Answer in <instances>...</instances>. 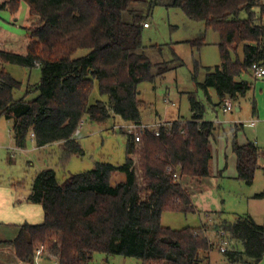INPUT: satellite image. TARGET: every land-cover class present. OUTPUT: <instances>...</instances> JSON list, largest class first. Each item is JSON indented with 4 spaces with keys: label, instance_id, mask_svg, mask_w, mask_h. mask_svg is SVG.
Masks as SVG:
<instances>
[{
    "label": "trees",
    "instance_id": "1",
    "mask_svg": "<svg viewBox=\"0 0 264 264\" xmlns=\"http://www.w3.org/2000/svg\"><path fill=\"white\" fill-rule=\"evenodd\" d=\"M142 1L7 0L0 4L14 14L25 2L33 16L25 54L0 47V119L13 121L18 148H24L29 137L38 148L59 143L60 164L65 167L74 156L84 154L76 131L85 120L99 126L113 120L114 128L142 121L139 85L168 70V62H152L142 43L144 23L149 24L147 15L135 6ZM157 4L180 8L190 19L218 32L221 65L207 73L205 82L198 83L200 88L206 93L215 88L221 101L226 97L235 101L251 90L249 82L236 78L255 62L264 66V0H152V5ZM243 11L246 18L240 16ZM80 50L86 53L77 55ZM6 64L40 66L41 79L16 98L22 82L6 70ZM154 67H159L158 74ZM199 69L195 61V80ZM96 86L106 100L94 99ZM32 93L38 95L27 99ZM189 95L192 118L184 127L174 120L170 127L161 128L159 136L142 133L140 142L120 129L126 136L122 164L99 161L63 182L52 168L39 172L28 200L42 206L44 220L18 225L16 237L5 241L17 258L34 263L36 250L44 246L43 256L55 258L58 264H92L96 253L133 257L142 264H209L215 244L204 231L207 225L177 230L161 224L166 210H195L183 178L211 175L216 126L203 120L205 105L194 92ZM232 144L238 179L251 185L259 168V150L253 143L240 145L235 136ZM176 171L179 180L173 175ZM117 174L123 179L115 182ZM211 228L217 235L225 230L231 241L243 246L224 253L229 263L259 264L264 258V223L239 215Z\"/></svg>",
    "mask_w": 264,
    "mask_h": 264
},
{
    "label": "rangeland",
    "instance_id": "2",
    "mask_svg": "<svg viewBox=\"0 0 264 264\" xmlns=\"http://www.w3.org/2000/svg\"><path fill=\"white\" fill-rule=\"evenodd\" d=\"M6 1L0 0V4ZM135 6L147 15L145 22L149 23V27L144 23L142 43L146 47L148 56L154 64L168 62V70L164 74L157 75L153 82H142L138 87L139 98L144 102L141 108L144 122L190 121L192 110L189 94L194 92L196 98L205 105V121L216 122L215 126L219 132L217 141L213 143L214 158L210 163V177L201 182L192 180V184L187 188L195 210L186 212L166 210L162 213L161 224L177 230L207 225L206 235L215 244L210 253L209 264H241L228 262L225 254L219 249V237L211 227L221 223L217 220L216 214L223 213L226 219L234 221L236 216L248 214L250 210L257 212L259 206L264 203V201L259 203L261 200L250 199V196H253L250 195V191L254 194L258 185H264V177L260 176L261 182L255 180L252 186H248L236 178L237 176L230 175L231 163L235 159L232 149L234 140L232 128L235 124V128L239 127L237 124L241 125L237 131L238 143L240 139L255 142L259 131L264 134V77L256 78L251 71L237 77L238 81L249 82L252 88L245 96L232 100L234 108L224 112L223 101L220 100L215 88L209 87L206 93L198 86V83L205 82L210 70L213 71L216 66L221 65L218 32L206 27L204 22L190 19L180 8L152 5V0H143ZM256 11L259 13L257 8ZM240 16L246 18L247 14L243 11ZM32 21L33 16L25 2L21 3L18 12L14 14L7 8H0V47L25 54L30 40L29 26ZM194 41H200V44H192ZM85 53L86 51L80 50L77 55ZM239 54L242 58L241 47ZM195 61L200 64L196 80L193 79ZM5 68L14 78L22 82V87L15 91L16 98L24 96L26 88L41 79L40 66L28 69L15 64H6ZM153 72L158 74L159 67H154ZM37 95L38 93L29 94L27 99L31 100ZM97 98L106 100L105 96L99 94L96 86L94 99ZM172 103L175 106H172ZM236 106H240L241 110L236 111ZM253 119H258L260 122L256 126H251L250 122ZM113 125V120L105 126L85 120L77 137L84 154L74 156L68 165L62 167L59 143L38 148L29 137L25 147L19 149L13 139V121L1 118L0 143L5 145L11 143L12 147L0 148V182L15 183L18 194L24 195L30 193L37 174L47 168L54 169L58 180L63 182L72 174L92 169L99 161L122 164L125 160L126 136ZM134 157L137 163L138 157ZM137 164L139 165V162ZM219 170H223L224 176L219 175L221 172ZM137 172L141 174L139 168ZM121 180L120 174L114 176L115 182ZM187 181H189L187 178H183L184 185ZM41 213L42 210L39 215L43 217ZM263 223L264 220L261 224ZM17 232L15 225H0V264H23L17 258L13 246L5 243L6 240L13 239ZM228 247L230 250L235 248L233 244ZM240 247L242 248L241 243ZM39 264H57V262L55 259L46 258L41 259ZM92 264H142V261L133 257L96 253Z\"/></svg>",
    "mask_w": 264,
    "mask_h": 264
},
{
    "label": "crops",
    "instance_id": "3",
    "mask_svg": "<svg viewBox=\"0 0 264 264\" xmlns=\"http://www.w3.org/2000/svg\"><path fill=\"white\" fill-rule=\"evenodd\" d=\"M240 110H241V107L240 106H236V111H240ZM203 120H205V119L203 118ZM142 121H144L143 118H142ZM252 121H255V124H252ZM217 122L219 123V125L221 124V122H219V121H217ZM258 122H260L258 119H253V120H251L250 125L251 126H256L258 124ZM214 123H216V122H214ZM237 125H239V127L237 128V131H238V129L241 127V125L240 124H237ZM235 127H236V124H235ZM235 127L232 128V134L237 139V133L238 132L237 131L233 132ZM218 133L219 132H218L217 127H216L215 134H214L213 138L211 139L212 152H214L213 151V143H215V141H217L216 139H217V134ZM31 139H32V142H34V139L33 138H31ZM254 141L255 142H252V141H249V140L246 141L245 139H240V143L239 144L240 145H244V144H248V143H253V144H255V146H257V148L259 150V168L256 171V175H255L254 181L255 180H260V182H261V177L260 176L264 177V175H263L264 174V149H262V148H264V134H261L260 131H259L256 134V138H255ZM46 146H48V145H46ZM10 147H12L11 143H8L6 145L0 143V148L9 149ZM19 149H23V148H19ZM234 155H235V157H234L235 159L231 163L230 175H233L235 177L237 176L236 178H238L237 157H236L235 153H234ZM213 158H214V153H213ZM219 171H221L219 173V175L224 176L222 174L223 170H219ZM209 177H207V178H209ZM120 178L123 179V176L120 175ZM185 178H187L189 180V181H187V184L184 185L183 179H182L181 183H182V186L184 187V189L187 192H188L187 188L189 187L188 185L192 184V180H197V181L199 180L198 182H201L203 179H205V178L198 179V178H190V177H185ZM252 185L253 184L248 185V186H252ZM260 193H263V196L261 198H256L255 195L256 194H260ZM188 194H189V197H190V200H191V195H190L189 192H188ZM250 195H253V196H250V199L261 200L259 203H262L264 201V185H261V186L258 185V189L256 190V192L253 194V191H250ZM29 196H30V193L24 194V195L18 194V191H17L15 183L5 182V184H3V183L0 182V225L2 224V225H15V226H18V225H21V224H23L25 222H28V223H31V224L42 223V221H43L42 219H44V212H43V209H41L42 206L40 204H34V203L29 202V200H28ZM191 204H192V202H191ZM192 206H193V204H192ZM193 207L195 209V206H193ZM40 210H42L43 217H40V215H39L40 214ZM216 215H217V220H220V222L223 219H226V216L223 213L222 214L221 213L220 214H216ZM244 215L251 216L253 218V220L257 224L261 225L262 221L264 220V203H262L259 206V209L257 210V212H253L252 210H250L248 212V214H244ZM238 216H236L234 218V220ZM18 230H19V228L17 227V231ZM10 240H12V239H10ZM233 242H232V244L234 245V247L236 249L243 250V246L241 248L239 242L234 241V240H233ZM46 258L47 257H44V256L40 257V258L36 259L33 264H39V261L41 259H46ZM47 259H55V258L51 257V258H47ZM263 260H264V258L259 262V264H262ZM56 262H57V260H56ZM21 263L27 264V263H24V262H21ZM57 264H58V262H57Z\"/></svg>",
    "mask_w": 264,
    "mask_h": 264
},
{
    "label": "built area",
    "instance_id": "4",
    "mask_svg": "<svg viewBox=\"0 0 264 264\" xmlns=\"http://www.w3.org/2000/svg\"><path fill=\"white\" fill-rule=\"evenodd\" d=\"M146 27H149V24H145ZM250 71L253 73V75L256 78H263L264 77V66L260 63H253L250 67ZM172 106H175L174 103H172ZM223 111L228 112L229 110H232L234 108L233 101L226 97L223 100L222 103ZM173 121H159L155 123H147L144 121L140 122H123L119 125H116L115 128L118 129H124L127 135L134 137L135 142H140L141 140V134L145 132H153L156 136H159L161 133L162 127H170L172 125ZM84 122L81 123V126L76 131V137H78L81 133V127ZM252 124H255V121H252ZM182 126H185V123H182ZM174 177L176 179H180V174L176 171L174 174ZM207 233V230H204ZM219 237V249L222 253H225L227 250H229V245L232 244L233 241L229 239V236L225 230H221L218 232ZM211 242V241H210ZM213 243V242H212ZM44 253V246L39 247L36 250V259L43 257Z\"/></svg>",
    "mask_w": 264,
    "mask_h": 264
}]
</instances>
